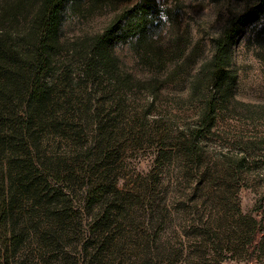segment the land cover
Here are the masks:
<instances>
[{
	"label": "rangeland",
	"instance_id": "obj_1",
	"mask_svg": "<svg viewBox=\"0 0 264 264\" xmlns=\"http://www.w3.org/2000/svg\"><path fill=\"white\" fill-rule=\"evenodd\" d=\"M42 1L0 0V31L19 51L41 45ZM143 1L66 0L29 122L50 169L6 219L14 242L1 226L0 264H264V235L250 259L264 194V0H167V35L152 39L151 19L142 36L117 37V66L83 73L92 39ZM232 21L225 92L204 67ZM23 98L0 106L6 129L26 123Z\"/></svg>",
	"mask_w": 264,
	"mask_h": 264
},
{
	"label": "trees",
	"instance_id": "obj_2",
	"mask_svg": "<svg viewBox=\"0 0 264 264\" xmlns=\"http://www.w3.org/2000/svg\"><path fill=\"white\" fill-rule=\"evenodd\" d=\"M150 2L152 3V0H144L138 11L128 17L123 24L121 23L119 28L117 24L113 25L106 32L100 33L92 39L89 57L85 59L83 66V73L89 74L92 70L106 69L116 65L117 57L114 55L113 49L117 37L129 32H137L140 36L145 33L149 25L152 24L149 19L150 6L148 4ZM65 3L66 0L42 1L39 26L43 30V39L41 45L31 48L34 50L19 51L16 46L11 45V32L0 31V75H2L0 77V106L8 108L18 98L20 99L19 106H22V98L27 97L22 112L18 114L20 119H26V123L24 121L15 122L12 127L6 129L4 124L6 116L0 112V124L3 123L0 129V146H3L0 150V173H4L0 175V190L2 192L0 195V229L2 226L6 233L10 234V243L16 240V230L13 223L11 224L12 228L7 226L6 219L12 217L13 205L19 204L17 202L20 201L32 203L33 199L36 200L35 196L41 194V188L46 183L43 175L39 172L50 169H43L37 162V159L41 160V158L36 155L37 142L33 133L30 132L32 125L29 122L34 118L33 108L37 104L40 105L44 100L43 96L46 95L42 86L43 78L46 76L48 68L53 64V48L57 47L61 28L60 15ZM248 10V12H252V9ZM238 26L239 23L232 21L229 26L230 30L225 29L223 34L213 39V52L208 64L204 67L212 88L219 91L226 92L231 87L233 75L230 74L227 63L230 59L231 31L238 30ZM140 44L147 49L146 43L140 42ZM30 62H33L31 67L28 66ZM24 81L27 85L23 83ZM24 86L25 90H23ZM28 172H30L29 175ZM26 193L33 196H26ZM54 195H58V192H54ZM33 205L36 203L33 202ZM21 206L22 204L18 205V207ZM260 215V226L254 230L251 241L250 259L252 261L255 249L262 245L264 235V194L260 203ZM12 220L11 218L10 221Z\"/></svg>",
	"mask_w": 264,
	"mask_h": 264
},
{
	"label": "clouds",
	"instance_id": "obj_3",
	"mask_svg": "<svg viewBox=\"0 0 264 264\" xmlns=\"http://www.w3.org/2000/svg\"><path fill=\"white\" fill-rule=\"evenodd\" d=\"M157 3L160 7L159 17L158 19H153L151 16L149 19H152L154 23H159L161 26L158 29H154L149 36H151L154 40H159L161 37L167 35L168 29L171 26V21L168 18V7H166L167 0H157ZM136 37H129L126 42H121L117 46H130L131 42L134 41Z\"/></svg>",
	"mask_w": 264,
	"mask_h": 264
}]
</instances>
